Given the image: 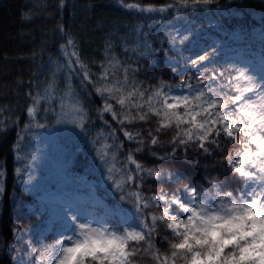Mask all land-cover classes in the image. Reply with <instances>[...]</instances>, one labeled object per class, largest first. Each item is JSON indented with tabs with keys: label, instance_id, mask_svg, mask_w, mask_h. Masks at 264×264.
<instances>
[{
	"label": "snow or ice",
	"instance_id": "1",
	"mask_svg": "<svg viewBox=\"0 0 264 264\" xmlns=\"http://www.w3.org/2000/svg\"><path fill=\"white\" fill-rule=\"evenodd\" d=\"M260 2L264 4V0ZM116 3L148 18L160 14L163 19L171 11L179 19L185 11H204L216 0H172L161 5L142 0ZM64 6L65 0H59V7ZM260 21L264 23V15ZM56 29L61 36L68 35L62 23L58 22ZM192 35L191 27L164 26L163 39L156 46L155 37L146 38L137 27L131 41L134 58L120 61L108 42L98 75L82 58L75 38L69 36L60 45L63 62H55L57 70L43 87L37 86L33 93L30 85L26 93L31 103L26 107L29 122L24 131L45 126L38 119L42 111L45 118L51 113L58 123H72L87 135L89 109L81 94L83 88L78 91L72 80L79 76L81 85H92L102 101L95 111L108 126L106 133L101 130L92 139L94 147L100 145L95 149L97 159L113 192L134 211L118 219L115 213L100 215L68 194L54 214L53 242L37 247L28 240L17 264H137V258L150 259L154 264H264V56L258 74L249 62L221 64L216 59L217 46L198 47ZM260 39L264 42V30ZM168 52L175 55L168 56ZM158 53L167 58L174 75L185 79L176 84L159 79L144 87L137 77L147 72ZM61 70L65 74L63 87L57 83ZM7 107H0V114ZM105 113L118 127L111 126ZM154 117L156 126L148 128L146 134L145 129L127 127L149 124ZM170 129H175L167 141L171 151L161 155L157 151L164 146L160 136ZM7 130L6 122L0 120V133ZM117 132L123 134V141ZM17 136L22 139L19 133ZM124 141L136 147L125 153ZM227 144L237 147L224 154ZM14 147L19 149V143ZM145 151L161 161L179 158L181 151L185 160L191 159L190 151L205 159L219 152L212 170L219 167L225 178L218 173L204 177L207 186L193 185L182 179V173L147 167L136 157ZM15 172L19 174L20 169ZM3 175L0 171V177ZM149 179L159 187L152 191L149 186L146 194L144 187ZM172 184L175 187L166 186ZM25 235L13 229V236L19 240ZM157 238L161 244L167 243L166 251L157 246ZM9 247L16 252L14 246Z\"/></svg>",
	"mask_w": 264,
	"mask_h": 264
},
{
	"label": "trees",
	"instance_id": "2",
	"mask_svg": "<svg viewBox=\"0 0 264 264\" xmlns=\"http://www.w3.org/2000/svg\"><path fill=\"white\" fill-rule=\"evenodd\" d=\"M170 2L172 0H142V3L155 5ZM261 15H264V4L260 0H216V3L204 11H185L179 19L171 11L165 14L163 19L160 14L148 18L138 13H130L120 8L116 0H65L63 9L59 7V0H0V107L8 106L3 114H0V120H4L8 125V130L0 133V171L4 172L0 177V188L3 189L0 191V264H13L7 253L9 245L17 241V237L13 236V229L22 233L30 228L42 226L39 218L28 210V206L33 204V195L24 188L20 175L15 172V169H20L22 159L16 155L20 147L17 149L14 146L17 143L20 145L17 133L21 136L25 124L29 122L26 107L31 100L26 93L30 90V85L33 93L37 86L43 87L45 80L50 77L48 73L53 62H63L60 45L65 43L69 36L77 40L82 58L89 64L92 73L98 75L100 61L105 59V46L108 42L113 46V55L120 61L134 58L131 51L134 45L131 41L137 27L142 29L146 38L155 37L156 46H159V41L163 39L164 26L170 27L172 23L184 26L185 21L189 23L191 20L195 21L200 33H206L210 38L217 37L221 45L233 41V37L255 44L262 42L260 32L264 30V23L260 21ZM58 22L64 25L68 35L61 36L56 29ZM206 41L205 39L204 42ZM125 47L129 48L127 53L124 51ZM164 48L167 49L168 45L165 44ZM171 54L173 53L168 52V55ZM63 79L64 72L57 73V83L61 87ZM137 79L144 82V87H148L159 79L176 84L185 77L174 75L165 63L163 53H158L147 72L138 75ZM72 85L78 91L83 88L81 94L89 109L91 122L87 126L90 130L87 135L80 129L71 133L70 143L65 144L61 150L66 170L87 175L96 182L97 190L104 193L110 203L134 211L130 204L121 202L113 192L111 183L105 179V168L96 156L95 149L100 145L94 147L92 143L98 132L103 130L106 133L108 130V126L103 124L95 111L102 105L101 98L93 92L92 85H81L79 76H74ZM104 115L113 128L118 127L109 114ZM38 119L39 123L45 125L41 127L42 131L55 125V117L51 113L45 118L41 111ZM155 119L154 117L149 124L141 122L127 127L145 129L146 134L148 128L156 126ZM174 132L175 129H170L160 136L164 146L157 149L159 154L171 151L172 146L167 144V141ZM117 136L124 140L122 133L117 132ZM111 142V139L107 141L109 144ZM135 147V143L124 141L125 153L129 148ZM235 147L237 146L234 144H227L224 154L233 151ZM188 155L191 159L185 160L181 151L179 158L161 161L145 151L137 153L136 157L147 167L182 173V179L193 185L199 183L207 186L204 177L216 176L218 173L221 179L225 178L219 167L212 170V165L219 158V152L211 159L197 156L194 151H190ZM120 159L122 160L123 156ZM149 186L155 191L159 184L151 179L147 180L144 187L146 194ZM166 186L175 187L174 184ZM52 237L53 235L49 234L46 238L49 240ZM157 246L161 251L168 248L167 243H160V238H157ZM137 264H154V261L137 258Z\"/></svg>",
	"mask_w": 264,
	"mask_h": 264
},
{
	"label": "rangeland",
	"instance_id": "3",
	"mask_svg": "<svg viewBox=\"0 0 264 264\" xmlns=\"http://www.w3.org/2000/svg\"><path fill=\"white\" fill-rule=\"evenodd\" d=\"M172 24L181 29L191 27L193 29L191 39L198 47L217 46L216 59L221 64L228 61H245L251 63L257 74L260 72L261 57L264 56V42L252 44L244 39L233 37V41L237 43L230 41L226 45H221L217 37L210 38L208 34L200 33L194 20L184 26ZM205 39L206 42H204ZM173 55L175 54L168 56ZM185 55L189 53L185 52ZM165 63L168 66L166 57ZM56 70L57 63L53 62L48 75L51 76ZM60 72L62 70L57 73L60 74ZM54 123V126L45 131H42L41 127H30L20 136L22 137L20 149L16 151V155L22 159L19 175L24 188L33 195V204L28 206V210L39 218L42 226L22 232L26 233L24 240H19L17 237V241L11 244L16 249L15 253L11 252L10 247L7 249L13 264H17L24 255L23 248L28 240H31L37 247L42 243L53 242L54 214L59 202L68 194L74 195L91 211L100 215L115 213L118 219L119 215L127 216L133 212L130 208L110 203L106 195L97 190L96 182L87 175L66 170L61 150L65 144L70 143L71 133L77 132L78 128L72 123H58L56 119ZM49 234L53 237L48 240L46 237Z\"/></svg>",
	"mask_w": 264,
	"mask_h": 264
}]
</instances>
